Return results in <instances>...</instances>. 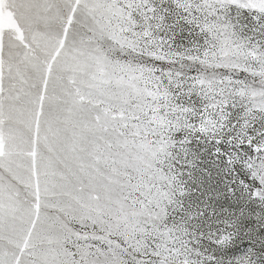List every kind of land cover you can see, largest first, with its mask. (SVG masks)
<instances>
[{"label":"snow or ice","instance_id":"6c2138e0","mask_svg":"<svg viewBox=\"0 0 264 264\" xmlns=\"http://www.w3.org/2000/svg\"><path fill=\"white\" fill-rule=\"evenodd\" d=\"M0 264H264V0H0Z\"/></svg>","mask_w":264,"mask_h":264}]
</instances>
